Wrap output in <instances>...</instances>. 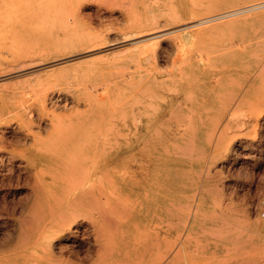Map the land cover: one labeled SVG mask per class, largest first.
Segmentation results:
<instances>
[{"label": "rangeland", "instance_id": "rangeland-1", "mask_svg": "<svg viewBox=\"0 0 264 264\" xmlns=\"http://www.w3.org/2000/svg\"><path fill=\"white\" fill-rule=\"evenodd\" d=\"M262 1L0 0V145L8 147L0 148V160L17 144L30 143L28 129L39 133L51 119L68 125L75 114L90 111L95 140L109 149L144 145L160 162L162 185L192 191L205 171L211 190L230 199L240 220L250 209L251 227L264 223V106L255 88L240 102L249 90V84L241 87L245 76L264 51V9L216 28L179 30ZM193 29L204 32L194 43L181 42L180 34ZM195 51L208 56L198 74L187 60ZM236 109L258 110L259 126L229 135L213 157L214 124ZM142 126L149 130L141 133ZM50 140L43 133L38 139ZM5 163L13 173L0 183V201L8 202L0 210V258L7 257L10 218L27 188L25 175ZM220 204L216 198L208 208ZM257 241L249 264H264V232Z\"/></svg>", "mask_w": 264, "mask_h": 264}, {"label": "bare ground", "instance_id": "bare-ground-1", "mask_svg": "<svg viewBox=\"0 0 264 264\" xmlns=\"http://www.w3.org/2000/svg\"><path fill=\"white\" fill-rule=\"evenodd\" d=\"M263 9L264 2H256L197 18L179 30L216 28L234 16ZM202 29L181 33V42L194 43L203 34ZM178 51L184 52L182 48ZM259 52L241 86L245 89L249 84L240 102L255 88L264 106V51ZM207 59L195 51L187 60L198 74L206 67ZM233 101L235 106L238 97ZM257 111H224L213 127L218 138L213 157L229 135L247 126L249 131L259 126ZM89 112L85 117L75 114L68 125L51 119L40 134L28 129L25 138L29 141L32 137L30 143L17 144L8 151L9 157H1L0 183L13 173L6 168L5 162H10L12 169L14 164L25 175L27 188L11 215V227L4 240L7 257H1L0 264H249L257 239L264 232L261 220L254 228L249 224L250 209L240 220L230 199L211 190L212 178L205 171L192 191H177L172 182L162 185L155 154H147L144 145L136 142L110 149L97 142ZM249 115L254 117L247 118ZM148 130V126H142L140 131ZM42 133L51 140L38 141ZM0 148L8 149L5 144ZM121 169L126 171L120 174ZM216 198L221 200L220 208L210 210ZM5 201H0V210L7 208ZM79 239L84 246L75 245Z\"/></svg>", "mask_w": 264, "mask_h": 264}]
</instances>
